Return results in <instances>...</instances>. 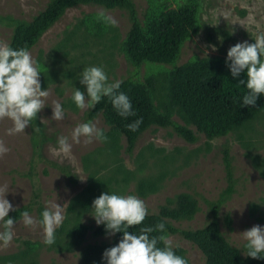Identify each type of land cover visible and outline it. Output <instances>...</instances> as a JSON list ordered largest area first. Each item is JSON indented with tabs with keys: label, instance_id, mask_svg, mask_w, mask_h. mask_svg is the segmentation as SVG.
Returning a JSON list of instances; mask_svg holds the SVG:
<instances>
[{
	"label": "rangeland",
	"instance_id": "374dc122",
	"mask_svg": "<svg viewBox=\"0 0 264 264\" xmlns=\"http://www.w3.org/2000/svg\"><path fill=\"white\" fill-rule=\"evenodd\" d=\"M133 1L143 21L151 5L166 3L168 7L176 8L185 0ZM48 2L0 0V14L29 21L44 10ZM198 2L200 28L185 43L176 62L178 66L195 59L226 58L231 46L243 41L252 43L256 34L264 31V0ZM86 16L93 21L107 22L106 35L97 38L77 32L67 37L77 22ZM130 25L126 12L122 10H106L99 6L70 9L30 51L41 71V87L49 90L46 105L39 112L49 139L43 148V157L39 158L30 141L29 126L24 132L10 135L8 129L13 126L12 121L7 117L0 119V141L10 149L0 155V195L8 192L7 199L13 205L10 212L25 209L34 219L31 225H25L22 218L14 224L13 240L7 247H0V256L19 252L24 247L23 241L31 240L43 244L39 264L54 261L57 264H81L84 247L110 243L113 235L96 238L91 230L82 246L71 251H58L52 244L44 243V227L40 222L43 209L54 210V206L59 204L65 216L71 199L88 185L91 173L112 178L119 193L135 194L143 199L149 213H159L168 199H174L181 193L191 194L199 202L198 213L192 220L172 223L179 229L202 228L212 217L207 201H218L230 186L225 164L227 149L232 159L234 182L230 199L218 211L220 230L231 245L241 250L244 240L240 233L253 225H264V112L244 128L209 140L194 125H187L173 110V121L192 130L196 137L194 142L186 140L173 127L152 126L132 148L124 136L112 132L100 114L93 122L104 130L108 137L106 142L93 139L87 143L84 137L78 143L72 140L73 129L77 123L86 121L85 115L89 110L78 109L71 99L75 87L85 88L78 78V73L85 66H103L109 81L134 79L145 82L153 78L156 105L160 109L168 105L167 75L173 66L154 63L132 65L123 51ZM11 36L9 28L0 27V45H9ZM41 61L45 70L40 65ZM55 101L65 109L61 120L52 119L51 105ZM60 135L69 138L74 161L51 151L57 146ZM63 166H69L77 176L76 185L62 173L60 167ZM140 183L147 185L145 196L138 193ZM227 215L232 218L231 226L226 222ZM82 223L89 227L98 225L91 213L83 217ZM168 239L174 248L186 251L191 264H206L204 254L193 243L180 235H172Z\"/></svg>",
	"mask_w": 264,
	"mask_h": 264
},
{
	"label": "trees",
	"instance_id": "16d2710c",
	"mask_svg": "<svg viewBox=\"0 0 264 264\" xmlns=\"http://www.w3.org/2000/svg\"><path fill=\"white\" fill-rule=\"evenodd\" d=\"M82 6H99L106 10L126 12L131 25L123 42V51L132 65L154 63L173 66L167 75L168 105L162 109L154 100L155 81L148 78L145 82L134 79L121 81L120 91L126 92L131 98L135 115L121 117L112 107L108 97H104L99 104L86 112V121H94L102 114L112 132L124 136L130 148L134 147L139 137L152 126L173 127L186 140L194 142L196 137L193 131L173 121V110H176L187 125H194L209 140L225 137L244 128L264 112V95L257 99L255 105L242 106V97L248 89L239 81L246 80V74L241 73L238 78L232 77L225 62L226 58L208 57L195 59L181 66L176 65L185 43L199 31L198 0H185L178 3L176 8L168 7L166 3L153 4L147 10L143 21L139 18L133 0H49L45 9L29 21L0 14V27L12 31L9 46L27 47L31 51L68 10ZM107 26V22L93 21L86 16L77 22L70 33L67 32L69 34L67 37L81 32L82 35L99 38L106 35ZM40 65L43 69L42 61ZM139 117H143V122L136 131H130L126 124ZM28 126L31 144L38 157L42 158L43 148L49 138L40 113ZM225 164L230 186L218 201H207L212 217L204 227L185 230L175 227L172 223L192 220L198 213L199 202L188 193H181L174 199H168L167 203L160 207L159 213H149L141 224L155 226L164 221L166 231L153 232L151 235H165L166 238L180 235L201 250L206 264H264V258L246 256L240 249L231 245L220 230L217 221L218 211L233 193L234 173L228 149L225 151ZM60 169L73 185L78 183L77 176L69 166ZM107 191L118 192L114 180L102 177L98 173H91L88 185L71 199L63 223L55 230V242L52 244L55 249L71 251L75 247H81L90 230L92 236L96 238L109 236L103 224L89 227L82 223L83 217L92 213L90 206L93 199L101 192ZM138 193L145 196L147 185L140 183ZM23 211L25 209L14 210L9 216L17 222L22 218ZM226 222L231 226L230 215H227ZM140 227L141 225L130 226L128 231L139 232ZM112 235L110 243L89 244L84 247L81 264H106L102 259L104 250L122 238V233L119 232ZM23 246L15 254L0 256V264H39V253L43 244L24 240ZM174 250L191 264L183 248L176 247ZM51 264L57 263L54 261Z\"/></svg>",
	"mask_w": 264,
	"mask_h": 264
},
{
	"label": "clouds",
	"instance_id": "9594fccd",
	"mask_svg": "<svg viewBox=\"0 0 264 264\" xmlns=\"http://www.w3.org/2000/svg\"><path fill=\"white\" fill-rule=\"evenodd\" d=\"M110 22L115 24L114 20ZM225 62L232 77L238 78L241 73L246 74V80L239 81L248 89L242 97V106L255 105L257 99L264 95V31H259L252 43L243 41L231 46ZM40 74L39 65L27 47L0 45V119L7 117L12 121L13 126L8 129L10 135L24 132L25 127L37 118V114L46 105L49 90L48 87H41ZM78 78L85 86L84 90L75 87L72 92L71 99L78 109L94 108L104 97H108L118 115L124 118L135 115L131 98L126 92L120 91L122 82L118 79L109 81L103 66H85L78 73ZM51 106L52 119H63L65 109L62 104L55 101ZM142 122L143 117H139L126 124V127L130 131H136ZM71 136L77 143L81 137L87 143H91L93 139L105 142L108 140L104 130L91 120L77 123ZM56 144L51 149L54 155L74 161L72 144L67 136L60 135ZM9 150L0 141V155ZM7 193L0 195V247H7L13 240V226L16 223L9 216L13 205L7 199ZM90 208L96 223L103 224L109 235L122 233L118 243L104 250L102 259L106 264H188L185 257L176 253L172 241L165 235H151L153 232L166 231L164 221L155 226L141 224L149 215V210L145 201L137 195L101 192L93 199ZM21 216L25 225L34 223L28 210L23 211ZM64 219L63 209L59 204L54 206V210L43 209L40 222L44 227L45 244L55 242V230ZM134 225H141L139 232L128 231ZM240 234L244 240L241 249L244 254L252 258H264V225H253Z\"/></svg>",
	"mask_w": 264,
	"mask_h": 264
}]
</instances>
